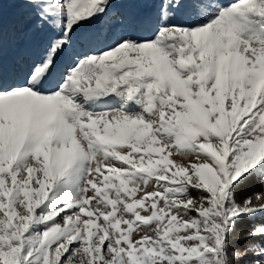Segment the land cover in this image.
Segmentation results:
<instances>
[{
    "label": "snow or ice",
    "instance_id": "snow-or-ice-1",
    "mask_svg": "<svg viewBox=\"0 0 264 264\" xmlns=\"http://www.w3.org/2000/svg\"><path fill=\"white\" fill-rule=\"evenodd\" d=\"M114 2L0 0V264H264V0Z\"/></svg>",
    "mask_w": 264,
    "mask_h": 264
},
{
    "label": "rangeland",
    "instance_id": "rangeland-1",
    "mask_svg": "<svg viewBox=\"0 0 264 264\" xmlns=\"http://www.w3.org/2000/svg\"><path fill=\"white\" fill-rule=\"evenodd\" d=\"M112 6L120 9L134 8L141 14H149L158 8V2L157 0H137L136 3L129 4L117 0ZM25 7L26 6L23 4H4V28L7 34L5 46L6 57L18 55L20 50H24L28 53H35L49 42L52 35V32L46 28H34V21L28 23L23 29H21V21L26 15V12L24 11ZM102 19L103 18H101V20ZM101 20L94 21L90 27L99 28ZM173 159L176 161H182L183 157L180 155H174ZM254 192L256 191H253V193ZM244 221V224L249 223L248 219H245Z\"/></svg>",
    "mask_w": 264,
    "mask_h": 264
},
{
    "label": "trees",
    "instance_id": "trees-1",
    "mask_svg": "<svg viewBox=\"0 0 264 264\" xmlns=\"http://www.w3.org/2000/svg\"><path fill=\"white\" fill-rule=\"evenodd\" d=\"M259 190H261V186L259 182H257L256 179L253 178L249 182H245L243 185L239 187V189L237 190V198L242 201V199L248 194L250 195L253 193V191H259ZM244 220L238 221L237 228L248 229L252 227L254 223L253 221L249 220V223L244 224L245 223ZM258 221H259V218H258ZM244 243L245 241H234V246L243 247ZM252 259H254V257H251V256L245 258L246 262L251 261Z\"/></svg>",
    "mask_w": 264,
    "mask_h": 264
}]
</instances>
